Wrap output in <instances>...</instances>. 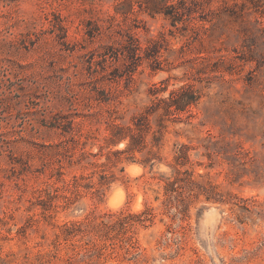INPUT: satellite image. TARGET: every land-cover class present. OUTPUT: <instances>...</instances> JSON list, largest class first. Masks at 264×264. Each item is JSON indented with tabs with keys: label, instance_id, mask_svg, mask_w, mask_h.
I'll return each mask as SVG.
<instances>
[{
	"label": "rangeland",
	"instance_id": "rangeland-1",
	"mask_svg": "<svg viewBox=\"0 0 264 264\" xmlns=\"http://www.w3.org/2000/svg\"><path fill=\"white\" fill-rule=\"evenodd\" d=\"M121 1L0 0V264H264V0H172L181 10L172 22L136 0L116 14ZM111 17L142 48L163 37L158 62L141 52L102 63L117 47ZM186 84L200 96L193 116L172 122L159 149L148 133L143 153L106 168L100 194L97 177L65 186L36 171L60 139L48 127L57 114L72 116L95 154L106 124L77 113L110 110L130 125L154 85L165 98ZM103 92L109 102L97 100ZM180 144L192 146L183 166ZM149 150L152 168L141 164ZM86 173L67 167L63 180ZM175 181L166 205L164 186Z\"/></svg>",
	"mask_w": 264,
	"mask_h": 264
},
{
	"label": "trees",
	"instance_id": "trees-1",
	"mask_svg": "<svg viewBox=\"0 0 264 264\" xmlns=\"http://www.w3.org/2000/svg\"><path fill=\"white\" fill-rule=\"evenodd\" d=\"M180 4L184 0H179ZM136 3L145 4V11L154 15L156 13H163L166 17L171 19L172 13L176 16L181 15L179 5L172 7V0H136ZM141 3V4H140ZM133 7L131 0H123L119 2L115 7L116 14L125 15L126 8ZM173 10V11H172ZM111 23L106 27L107 35L109 38L114 39L117 43V47H109L108 51L100 55L102 63H106L108 59L110 61L125 60H138L141 58V52L145 53L146 57H153V60L158 62L157 55L164 43L163 37L157 39H150L148 44L142 48L140 42L134 38L130 32V28H123L120 24H114L115 17L110 18ZM98 28L95 26L92 30H88L87 33L90 37H94L99 34ZM152 52V54H149ZM163 88L153 86L151 93L154 97L151 100L150 105L145 108V111L132 118V124L121 125L116 122L117 118L109 110L106 116H102L97 112L91 110L90 106L86 107V113H77L76 116L83 118H90L94 120H102L106 124L109 134L104 137L105 144L98 146L97 153L86 151V142L81 140L82 134L78 129H75L73 125L72 116H60L56 115L52 118V122L48 125L51 130L59 132L60 139L54 144L46 146L43 154L44 158L40 168L36 171L44 173L48 176V179L55 178L61 180L65 186L73 185L80 186L81 181H92L97 177L96 192L100 194L103 186L109 183V178L106 173V168L116 167L118 163H121V156L124 154L134 155L136 152L143 153L147 147L146 136L151 133L152 141L150 142L152 147L157 149L161 146V141L165 131L170 124L177 122L181 115H187V117L193 116L192 107L196 106L199 102L200 96L193 85L186 84L180 86L178 89L171 90L167 97L158 98L156 95L163 92ZM103 98H97L99 102H109L107 93L103 92ZM154 118L153 126L150 123V118ZM125 143L122 150H112V147L117 146L119 143ZM192 149L191 145L180 144L176 147L174 161L175 165L183 166L188 161V153ZM104 157L105 162L99 163L97 158ZM157 158V154L149 150L148 156L144 157L141 164L145 167L149 165L150 168L154 166L152 163L153 158ZM95 159V160H94ZM159 159V158H158ZM80 166L87 170L86 174L74 175L70 181L63 180L64 171L67 167ZM174 172L180 174V171L172 164L168 165ZM120 172H123V167L120 168ZM185 173H187L185 171ZM86 183L85 186H89ZM177 184L175 182H167L164 186L166 205H169L172 201V196L169 193L175 191L173 187ZM190 184L194 185V182L190 180ZM144 216V222L152 221L153 213L152 209H146L141 213Z\"/></svg>",
	"mask_w": 264,
	"mask_h": 264
},
{
	"label": "bare ground",
	"instance_id": "bare-ground-1",
	"mask_svg": "<svg viewBox=\"0 0 264 264\" xmlns=\"http://www.w3.org/2000/svg\"><path fill=\"white\" fill-rule=\"evenodd\" d=\"M136 168V166H129L128 167V169H129V171L130 170H133V169H135ZM140 169V168H139ZM137 171V170H136ZM140 171V170H139ZM132 174V173H131ZM133 174H136V172L134 173V171H133ZM137 174H139V173H137ZM120 190V189H119ZM122 190V189H121ZM112 197H114V196H111L109 199H111ZM117 199V198H116ZM116 199H114V200H116ZM116 201H118V200H116ZM118 202H120V201H118ZM118 202H115V201H113V199H111V201H110V206H112V208H113V206H116V205H118ZM117 207V206H116Z\"/></svg>",
	"mask_w": 264,
	"mask_h": 264
}]
</instances>
